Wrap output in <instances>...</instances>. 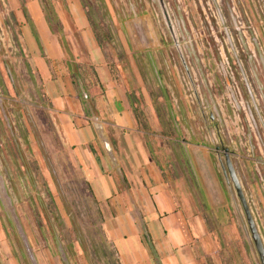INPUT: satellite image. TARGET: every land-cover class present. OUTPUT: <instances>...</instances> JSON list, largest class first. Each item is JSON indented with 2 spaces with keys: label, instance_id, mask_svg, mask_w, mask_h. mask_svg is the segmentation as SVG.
Segmentation results:
<instances>
[{
  "label": "rangeland",
  "instance_id": "obj_1",
  "mask_svg": "<svg viewBox=\"0 0 264 264\" xmlns=\"http://www.w3.org/2000/svg\"><path fill=\"white\" fill-rule=\"evenodd\" d=\"M37 1L49 19L64 6ZM80 2L97 39L110 48L117 79L139 93L140 129L153 131L152 111L158 127L151 146L166 151L185 199L204 212L209 264H261L216 148L228 151L264 248V0H163L176 41L157 0ZM26 5L0 0V23L14 35L15 13L26 19ZM0 64V216L22 260L30 263L18 230L36 264H115L98 206L25 55L0 52Z\"/></svg>",
  "mask_w": 264,
  "mask_h": 264
},
{
  "label": "crops",
  "instance_id": "obj_2",
  "mask_svg": "<svg viewBox=\"0 0 264 264\" xmlns=\"http://www.w3.org/2000/svg\"><path fill=\"white\" fill-rule=\"evenodd\" d=\"M24 14L26 19L15 13L17 34L1 27L0 52L9 55L11 48L20 49L35 73L61 141L98 206L102 235L115 264H209L201 239L204 212L185 199V187L167 164L166 151L151 146L150 133L158 127L152 111L153 131L140 129L135 115L139 93L125 78L117 79L110 48L97 39L80 0H64L52 19L37 0H27ZM85 65L101 86L99 96L87 94V100L77 78V66ZM90 108L116 166L99 142ZM156 133L153 137L160 138ZM0 264H25L1 216Z\"/></svg>",
  "mask_w": 264,
  "mask_h": 264
},
{
  "label": "water",
  "instance_id": "obj_3",
  "mask_svg": "<svg viewBox=\"0 0 264 264\" xmlns=\"http://www.w3.org/2000/svg\"><path fill=\"white\" fill-rule=\"evenodd\" d=\"M158 3H159V7H160V10H161V13L163 15V19H164V22L173 38L174 41L175 38H174V35H173V32H172V28H171V24L169 22V17H168V14H167V10L165 8V5L163 3V0H157ZM83 98L84 100H87V95L85 93H83ZM90 113H91V119L93 120L94 124H93V127L95 129V132L97 133V136H98V139H99V142L106 154V156L108 157L109 161L111 162V164L113 166H116V160L114 158V155H113V152H112V149L109 145V142L106 138V136L104 135V131H103V128L102 126L99 124V119L97 117L94 116L93 114V111L91 110L90 108ZM216 150H218V148H216ZM222 151L224 152L225 154V159H226V171L233 183V186H234V189H235V192H236V195L240 201V204L242 206V209H243V212L245 214V218H246V221H247V224H248V228H249V232H250V235H251V239L253 241V244H254V247H255V250H256V253L260 259V262L261 264H264V248H263V245L261 243V240L259 238V235L257 233V230L255 228V225H254V222L251 218V214L249 212V209H248V206L246 204V201L244 199V196H243V193H242V190H241V187H240V184H239V181L234 173V170L229 162V156H228V151L226 149H222ZM225 174V172H224ZM19 234L21 235L23 241H24V245H25V252H26V257L28 259V261L30 262L29 264H36L35 263V260L31 254V251L29 250L28 248V245H27V242H25V239L23 238L22 234H21V231L18 230Z\"/></svg>",
  "mask_w": 264,
  "mask_h": 264
},
{
  "label": "trees",
  "instance_id": "obj_4",
  "mask_svg": "<svg viewBox=\"0 0 264 264\" xmlns=\"http://www.w3.org/2000/svg\"><path fill=\"white\" fill-rule=\"evenodd\" d=\"M77 78L83 82L85 91L87 92V94L89 93L88 96H90V94H91L90 91L92 88H95V87L101 88V86L98 85L99 83L97 81L95 73L93 72V70L89 66H86V65L81 66V67L77 66ZM90 81H92V82H90ZM89 82H90V84H89ZM93 82H94V84H93ZM135 115L137 117V111L136 110H135ZM137 119H138V117H137ZM206 259H207L208 263H210L209 257H207Z\"/></svg>",
  "mask_w": 264,
  "mask_h": 264
},
{
  "label": "built area",
  "instance_id": "obj_5",
  "mask_svg": "<svg viewBox=\"0 0 264 264\" xmlns=\"http://www.w3.org/2000/svg\"><path fill=\"white\" fill-rule=\"evenodd\" d=\"M3 25L0 23V29H1V27H2ZM4 27V26H3ZM0 37H1V34H0ZM2 39V38H1ZM2 41H0V46L3 48V46H2V44L3 43H1ZM4 49H5V47H4ZM16 50L14 49V48H11L10 49V52H9V54H12V53H14Z\"/></svg>",
  "mask_w": 264,
  "mask_h": 264
},
{
  "label": "flooded vegetation",
  "instance_id": "obj_6",
  "mask_svg": "<svg viewBox=\"0 0 264 264\" xmlns=\"http://www.w3.org/2000/svg\"><path fill=\"white\" fill-rule=\"evenodd\" d=\"M222 150V148H218V150ZM218 150H216V151H218ZM228 154V153H227ZM223 155H224V160H225V166H226V159H225V154H224V152H223ZM229 156V155H228ZM229 162H230V160H229ZM230 164H231V162H230ZM232 166V165H231Z\"/></svg>",
  "mask_w": 264,
  "mask_h": 264
}]
</instances>
